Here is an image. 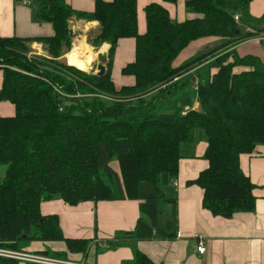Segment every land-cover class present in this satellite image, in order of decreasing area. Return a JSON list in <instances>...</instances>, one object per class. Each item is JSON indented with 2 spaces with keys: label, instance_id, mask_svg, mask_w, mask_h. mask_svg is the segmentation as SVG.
<instances>
[{
  "label": "trees",
  "instance_id": "obj_1",
  "mask_svg": "<svg viewBox=\"0 0 264 264\" xmlns=\"http://www.w3.org/2000/svg\"><path fill=\"white\" fill-rule=\"evenodd\" d=\"M252 1L188 0L187 11L197 17L184 23L171 20L162 5L151 4L145 9L147 31L140 34L137 0H95L91 12L76 11L67 0H36V18L52 25V36L0 35V102L15 107L14 116L0 117V167L5 168L0 247L22 251L32 242H64L68 253H86L89 240L65 238L59 216L41 214L42 202L58 199L70 206L139 201L142 218L136 231L122 237H151L159 226L161 187L176 182L180 161L192 157L201 141L208 146L209 168L188 185L204 190L203 207L223 218L255 212V185L243 173L240 156L264 145V66L253 57L240 58L234 49L249 38L246 27L264 34V16L250 15ZM237 14L241 25L235 22ZM74 18L99 23L98 34L88 42L95 49L110 45L106 76L88 75L61 61L73 48ZM206 38L224 41L214 52L233 49L200 70L213 53L174 65L191 43ZM128 39L135 43V58L122 74L133 84L118 88L112 64L119 43ZM29 43L45 44L49 58L29 61L24 56ZM195 80L198 111L183 114L190 104L185 100L171 113H153L155 102L145 101L152 93L161 100ZM80 92L108 94L119 102L68 97ZM168 203L173 205L168 227L175 229L176 195ZM0 264L21 263L0 258ZM134 264L154 263L137 253Z\"/></svg>",
  "mask_w": 264,
  "mask_h": 264
},
{
  "label": "crops",
  "instance_id": "obj_2",
  "mask_svg": "<svg viewBox=\"0 0 264 264\" xmlns=\"http://www.w3.org/2000/svg\"><path fill=\"white\" fill-rule=\"evenodd\" d=\"M23 1H28L29 4L23 5ZM94 1L67 0L72 8L81 12L93 11ZM187 1L177 0L175 3H170L165 0H137L139 33L144 34L147 31L145 9L151 4L162 5L168 11L171 20L178 23L196 18V14L187 11ZM37 11L36 0H0L1 37L52 36V25L38 22ZM250 15L254 19H261L264 16V0L252 1ZM70 24L74 33L79 30L85 34L92 32L97 35L100 29L98 22L75 18ZM223 43L224 41L214 38L193 42L181 53L175 63L179 65L188 60L200 47L210 45V48H214ZM103 46L106 47L104 53H109L110 45ZM191 47L194 49L191 50ZM234 49L240 58L253 57L264 66V45L260 41L246 40ZM118 50L123 51V54L132 51L134 60L133 40L121 41L116 52ZM127 64L118 70L117 76L111 72L118 88L133 84L132 77H125L122 74V69ZM204 72L208 75V71ZM2 82L3 73L0 70V90ZM8 103L0 102V107L13 113L14 116L15 107ZM189 106L196 110L200 109L199 102L190 103L186 107ZM207 147V143L201 141V144L194 147L193 156L184 158L179 163L178 179L171 184L176 190L177 197L178 221L175 229L169 228L167 222L161 224L159 221V226L153 229L151 237L123 238L124 233L136 231L138 222L142 218L140 202L135 200L98 203L88 201L76 206H70L60 199L44 201L41 204V214L59 216L65 238L89 240L87 252L68 253L64 242H32L30 248L26 247L22 251L32 253L51 251L52 253H49L52 255L63 253L66 254V259L90 264H134L137 253L146 256L154 264H264V145L259 146L254 154L240 156L243 173L255 185L253 190L256 199L255 212L239 213L232 218L213 215L203 207L204 190L196 185H188L209 168V161L204 158ZM145 221L149 222L147 219ZM157 229L160 231L158 232ZM200 243L206 248L204 254L198 250Z\"/></svg>",
  "mask_w": 264,
  "mask_h": 264
},
{
  "label": "rangeland",
  "instance_id": "obj_3",
  "mask_svg": "<svg viewBox=\"0 0 264 264\" xmlns=\"http://www.w3.org/2000/svg\"><path fill=\"white\" fill-rule=\"evenodd\" d=\"M71 25V24H70ZM72 26V25H71ZM244 29V27H242ZM73 32V30H72ZM95 37V34L92 32H89L87 34L76 30L75 33L73 32V36H72V50L74 49V47H76V45L78 44V42H81L82 40L84 41V44L89 45V39H93ZM207 43H205L206 45ZM27 46L30 47V50L28 52H26L24 54L25 57H27V59L29 61L32 60H37V59H41V58H49L46 50H45V44L43 43H29L27 44ZM91 47V46H90ZM195 47V46H194ZM194 47H191L190 49L193 50ZM217 47H221L220 46H216L214 48H210L209 46H205V47H200L199 50H197L196 52H194V54L192 55L191 58H189L188 60H185L183 63L189 61L192 58H196L200 55L206 54V53H213V55L210 56V60L203 63L202 66H199L198 70L203 69L204 66H206L207 64H211L212 62L216 61V59L218 57H221L222 55L232 51L233 48H223L220 51H216L214 52L215 48ZM93 52L97 55L94 56V61L91 65V67L87 70V71H81L79 69V71L86 73L88 75H92L98 73V66L99 65H104L107 67V56H108V52L106 53H100V49H95L93 48ZM198 49V48H197ZM99 52V53H98ZM96 57V58H95ZM133 60V53L132 51L127 53V54H123V51H117L115 53L114 56V60H113V64H112V72L113 75L117 76L118 74V70L125 64L131 62ZM63 63L68 64V60L66 59V56L62 58L61 60ZM183 63L177 65L176 63L174 64L175 66H181ZM71 66V65H69ZM73 67V66H71ZM75 68V67H74ZM196 70V69H195ZM203 76L206 77L207 76V72L203 73ZM178 80V79H177ZM199 80H195V82ZM172 83L174 82H170L168 83V88L171 87ZM58 93L61 94L60 90L55 89ZM198 92V91H197ZM86 92H80V94H77L75 96H68V97H75V98H81V97H98L101 98L102 101H107V103H115V102H119L115 97L110 96L108 94H104V93H97V94H85ZM158 94L157 93H152L150 95H147L145 97V101L146 103H151V102H155L153 105L155 108H151L150 110H152L153 113H171L172 111H174L176 109V107L183 105L185 100H189V102L191 104H195L196 102H198V98H197V93L195 91V84H188L185 85L183 87H181V90L178 92H173L172 94H167L165 95V99L162 98L160 100V97H157ZM133 101H137V100H133ZM10 104V103H8ZM147 106V105H146ZM152 107V106H151ZM190 107V106H189ZM13 113H9L7 110H4L3 108L0 107V117H9V116H13ZM199 144H201V142H199L198 144H195V147H197ZM112 167L114 170H116L118 173H120V168L119 165L117 163V161H114V163H112ZM4 167H0V183L2 182L3 178H4ZM162 199L159 205V209H160V216H159V221L161 224H165L167 222V224H169L171 221H173V208L171 203H168V200H170L174 195L176 190L172 187V185L169 186H162ZM30 248V244H27L24 246V248ZM2 248V247H1ZM49 250V249H48ZM50 253H52L51 251H49Z\"/></svg>",
  "mask_w": 264,
  "mask_h": 264
},
{
  "label": "built area",
  "instance_id": "obj_4",
  "mask_svg": "<svg viewBox=\"0 0 264 264\" xmlns=\"http://www.w3.org/2000/svg\"><path fill=\"white\" fill-rule=\"evenodd\" d=\"M23 5L29 4L28 1H23ZM235 22L241 25V16L239 14L235 15ZM245 34L249 36L247 40L256 39L264 45V34H258L256 30L251 27H246L244 30ZM199 88V82H195V91L197 92ZM190 110H196L194 107H185L183 114H186ZM198 111V110H196ZM199 252L204 254L206 248L203 246V243H200ZM0 258L14 260L20 263L26 264H90L86 262H76L66 258L55 257L51 255H44L39 253H32L27 251H19L8 248L0 247Z\"/></svg>",
  "mask_w": 264,
  "mask_h": 264
},
{
  "label": "bare ground",
  "instance_id": "obj_5",
  "mask_svg": "<svg viewBox=\"0 0 264 264\" xmlns=\"http://www.w3.org/2000/svg\"><path fill=\"white\" fill-rule=\"evenodd\" d=\"M105 50V46L101 47L100 53H104ZM95 55L97 54L93 52L92 47L84 44V41L82 40L81 42H78L73 51L67 55L68 64L81 71H87L91 67Z\"/></svg>",
  "mask_w": 264,
  "mask_h": 264
},
{
  "label": "water",
  "instance_id": "obj_6",
  "mask_svg": "<svg viewBox=\"0 0 264 264\" xmlns=\"http://www.w3.org/2000/svg\"><path fill=\"white\" fill-rule=\"evenodd\" d=\"M239 29H237V33L239 34ZM99 77H104L107 75V67L104 65H99L98 66V73H96Z\"/></svg>",
  "mask_w": 264,
  "mask_h": 264
}]
</instances>
